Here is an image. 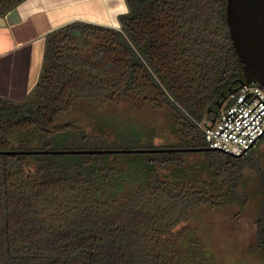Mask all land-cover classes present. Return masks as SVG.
Wrapping results in <instances>:
<instances>
[{"label": "trees", "instance_id": "1", "mask_svg": "<svg viewBox=\"0 0 264 264\" xmlns=\"http://www.w3.org/2000/svg\"><path fill=\"white\" fill-rule=\"evenodd\" d=\"M22 1L0 0V16ZM124 2L118 28L46 33L32 89L0 96V264H216L189 223L202 207L242 209L249 192V251L264 257V166L251 155L264 135L242 155L204 149L202 126L243 74L227 0ZM122 148L196 150L41 152Z\"/></svg>", "mask_w": 264, "mask_h": 264}, {"label": "crops", "instance_id": "2", "mask_svg": "<svg viewBox=\"0 0 264 264\" xmlns=\"http://www.w3.org/2000/svg\"><path fill=\"white\" fill-rule=\"evenodd\" d=\"M124 0H23L0 16V96L20 101L37 81L44 37L72 21L118 28Z\"/></svg>", "mask_w": 264, "mask_h": 264}, {"label": "rangeland", "instance_id": "3", "mask_svg": "<svg viewBox=\"0 0 264 264\" xmlns=\"http://www.w3.org/2000/svg\"><path fill=\"white\" fill-rule=\"evenodd\" d=\"M153 120L157 126L162 127L160 115ZM165 131L163 128L159 132L163 134ZM251 155L264 166V141L257 143L256 150ZM249 172L254 175L253 171ZM258 199V194L249 192L248 203L242 209L239 204H230L223 208L202 207L198 210L197 217L189 223L204 231V240L209 238L216 264H264L260 251H249L257 245Z\"/></svg>", "mask_w": 264, "mask_h": 264}, {"label": "water", "instance_id": "4", "mask_svg": "<svg viewBox=\"0 0 264 264\" xmlns=\"http://www.w3.org/2000/svg\"><path fill=\"white\" fill-rule=\"evenodd\" d=\"M226 21L229 34L242 64V78L239 85L229 94L240 87L255 82L264 91V0H227ZM225 99V98H224ZM216 116L222 102H217ZM215 116L210 119L213 123ZM204 149L213 150L210 147ZM195 148H152V149H86V150H53L42 153H133V152H162V151H194ZM21 153V152H20ZM24 153V152H22ZM29 153H32L29 152ZM232 155V154H230ZM234 156V155H232Z\"/></svg>", "mask_w": 264, "mask_h": 264}, {"label": "built area", "instance_id": "5", "mask_svg": "<svg viewBox=\"0 0 264 264\" xmlns=\"http://www.w3.org/2000/svg\"><path fill=\"white\" fill-rule=\"evenodd\" d=\"M213 150L234 156L246 153L264 135V91L255 82L229 94L213 123L202 126Z\"/></svg>", "mask_w": 264, "mask_h": 264}]
</instances>
